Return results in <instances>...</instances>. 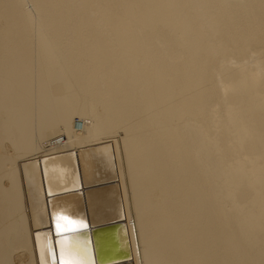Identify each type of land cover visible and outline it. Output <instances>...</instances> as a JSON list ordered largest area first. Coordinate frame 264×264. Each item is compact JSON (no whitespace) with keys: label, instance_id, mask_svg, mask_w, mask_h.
I'll list each match as a JSON object with an SVG mask.
<instances>
[{"label":"bare ground","instance_id":"obj_1","mask_svg":"<svg viewBox=\"0 0 264 264\" xmlns=\"http://www.w3.org/2000/svg\"><path fill=\"white\" fill-rule=\"evenodd\" d=\"M92 245L264 264V0H0V264Z\"/></svg>","mask_w":264,"mask_h":264},{"label":"rangeland","instance_id":"obj_2","mask_svg":"<svg viewBox=\"0 0 264 264\" xmlns=\"http://www.w3.org/2000/svg\"><path fill=\"white\" fill-rule=\"evenodd\" d=\"M104 143V142H111V140L110 139H108V140H104V141H100V142H97V143ZM85 149H89V150H91V151H95V153H96V149L94 148V147H89V148H85ZM92 155L94 156V154H93V152H92ZM96 155V154H95ZM103 173H105V172H103ZM106 230V228H103V229H97L96 231H94V233L95 234H97V235H102V233L104 232ZM112 243V242H111ZM107 250L109 249V248H106ZM125 251L126 250H115V252H114V254H122V256H124V255H128V253H125ZM130 256L128 255V256H126V257H122V258H120V259H114V257L113 258H110L108 261H105V262H103L104 264H131L130 263V261L132 262V260H130Z\"/></svg>","mask_w":264,"mask_h":264},{"label":"clouds","instance_id":"obj_3","mask_svg":"<svg viewBox=\"0 0 264 264\" xmlns=\"http://www.w3.org/2000/svg\"><path fill=\"white\" fill-rule=\"evenodd\" d=\"M70 224H71V223H69L68 220H65V222H64V227H63V229H64L63 232H59V229L61 228L59 224H53L52 226H53V230H54L56 233H58V234H62V233L67 232L66 230H68V228H70V227L73 226V224H71V225H70ZM63 229L61 228V230H63ZM83 229H87V225H85V226L83 227ZM83 229H82V230H83ZM77 231H79V230H77ZM70 232H71V230H69L67 233H70Z\"/></svg>","mask_w":264,"mask_h":264},{"label":"water","instance_id":"obj_4","mask_svg":"<svg viewBox=\"0 0 264 264\" xmlns=\"http://www.w3.org/2000/svg\"><path fill=\"white\" fill-rule=\"evenodd\" d=\"M92 250H93V245H92ZM93 260H94V263L97 264L96 257H95V254H94V250H93Z\"/></svg>","mask_w":264,"mask_h":264}]
</instances>
